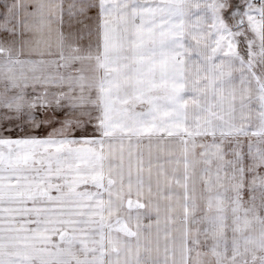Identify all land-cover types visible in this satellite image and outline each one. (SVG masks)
Wrapping results in <instances>:
<instances>
[{
	"label": "snow or ice",
	"instance_id": "1",
	"mask_svg": "<svg viewBox=\"0 0 264 264\" xmlns=\"http://www.w3.org/2000/svg\"><path fill=\"white\" fill-rule=\"evenodd\" d=\"M0 264H264V0H0Z\"/></svg>",
	"mask_w": 264,
	"mask_h": 264
}]
</instances>
